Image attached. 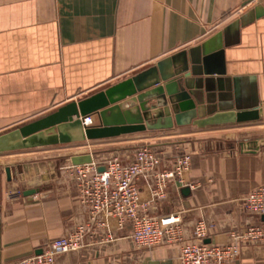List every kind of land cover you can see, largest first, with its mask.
<instances>
[{
  "label": "crops",
  "instance_id": "0c3cea01",
  "mask_svg": "<svg viewBox=\"0 0 264 264\" xmlns=\"http://www.w3.org/2000/svg\"><path fill=\"white\" fill-rule=\"evenodd\" d=\"M218 49L224 73L192 76L200 79L193 90L199 116L189 123L82 143L147 139L160 157L158 170L188 153L183 182L169 181L165 197L151 200L150 181L140 179L141 201L152 216L178 213L186 238L203 219L205 241L224 244L232 229L264 222L243 208V197L264 184V117L204 127L193 120L264 103L263 0H0V135L178 51L200 59ZM58 145L2 151L13 157L1 162L0 264L40 254L86 219L64 168L71 155L99 154L74 150L62 164L35 161ZM126 145L114 152L124 161L134 154ZM130 231L129 224L109 238L98 231L80 250L58 254L55 264H179L175 245L137 248ZM226 264H264V243L243 244Z\"/></svg>",
  "mask_w": 264,
  "mask_h": 264
},
{
  "label": "built area",
  "instance_id": "2783aa9c",
  "mask_svg": "<svg viewBox=\"0 0 264 264\" xmlns=\"http://www.w3.org/2000/svg\"><path fill=\"white\" fill-rule=\"evenodd\" d=\"M159 163L158 153L143 146L128 161L112 156L103 161L93 158L90 163L65 166L80 203L86 207V219L70 233L48 241L40 254L23 257L16 264H55L58 254L80 250L86 237L102 231L109 238L111 230L127 224L131 227L129 239L135 247L151 249L163 243L175 245L179 264H226L238 256L243 244L264 243V222L232 229L226 243L217 244L205 241L208 226L203 219L194 223L191 237L186 238L178 213L147 214V203L141 201L137 182L150 181L151 200L164 198L169 181L183 182L182 174L189 169L190 156L182 152L169 169L158 170ZM99 166L104 170L99 171ZM19 194L16 191L9 196ZM243 208L250 215L264 216V184L243 197Z\"/></svg>",
  "mask_w": 264,
  "mask_h": 264
},
{
  "label": "water",
  "instance_id": "95a60500",
  "mask_svg": "<svg viewBox=\"0 0 264 264\" xmlns=\"http://www.w3.org/2000/svg\"><path fill=\"white\" fill-rule=\"evenodd\" d=\"M264 4V0H263ZM223 51L200 59L186 50L104 87L70 101L46 116L0 135V152L75 141L100 140L189 123L199 116L194 89L199 77L223 74ZM217 68L213 69V65ZM162 82V83H161ZM264 117V103L236 111H222L193 120L197 126L239 123ZM91 153L70 156L71 164L90 163ZM104 170L103 166L98 167ZM10 178L9 167L5 168ZM26 194V193H25ZM264 217V216H263Z\"/></svg>",
  "mask_w": 264,
  "mask_h": 264
},
{
  "label": "rangeland",
  "instance_id": "374dc122",
  "mask_svg": "<svg viewBox=\"0 0 264 264\" xmlns=\"http://www.w3.org/2000/svg\"><path fill=\"white\" fill-rule=\"evenodd\" d=\"M126 144H128V148L129 150H131L133 153L140 147H148L150 149H153L154 150V144L153 142H149V140L147 139H138V140H135L133 142H124ZM124 143H121V144H104V143H94L92 145H87V144H83L82 141H75L73 143H70V144H62V145H58V146H55L57 147L58 149L57 150H51L50 152H48L49 154H43L42 156H39V157H42V158H38L36 159L35 161H38L39 163H46V162H54V161H57V164L59 162V164H62V162L66 161L67 158H69V152L71 151H74V150H85V149H89L91 151H93L94 154H99L98 157H96L98 159V161H103L105 160L106 158H109L111 155L113 156H117L118 158L121 159V154L120 156L118 155H114V152H119L120 150H123V149H117V148H120V145H126ZM127 147V145L125 146ZM124 148V146H123ZM155 151V150H154ZM113 152V154L110 155V153ZM12 152H1L0 153V173H1V168H2V165H1V162H6L8 161V159H11V157H13L12 155ZM181 153H179L178 155H180ZM41 155V154H40ZM177 155V156H178ZM175 156V158L177 157ZM21 157V156H19ZM27 161L24 160L22 161L21 163L25 164ZM20 163V165H15L16 168H22V164ZM16 170V169H14ZM65 170V169H64ZM66 172V171H65Z\"/></svg>",
  "mask_w": 264,
  "mask_h": 264
}]
</instances>
